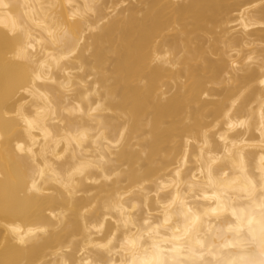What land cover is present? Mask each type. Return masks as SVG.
Instances as JSON below:
<instances>
[{
  "label": "bare ground",
  "instance_id": "6f19581e",
  "mask_svg": "<svg viewBox=\"0 0 264 264\" xmlns=\"http://www.w3.org/2000/svg\"><path fill=\"white\" fill-rule=\"evenodd\" d=\"M0 264H264V0H0Z\"/></svg>",
  "mask_w": 264,
  "mask_h": 264
},
{
  "label": "snow or ice",
  "instance_id": "6c2138e0",
  "mask_svg": "<svg viewBox=\"0 0 264 264\" xmlns=\"http://www.w3.org/2000/svg\"><path fill=\"white\" fill-rule=\"evenodd\" d=\"M30 123L31 122H29V124ZM241 123H243V122H241ZM33 188H35V185H33ZM14 231H18V230L14 229ZM21 240H23V238H21ZM129 244H131L133 247H135V241H129Z\"/></svg>",
  "mask_w": 264,
  "mask_h": 264
}]
</instances>
